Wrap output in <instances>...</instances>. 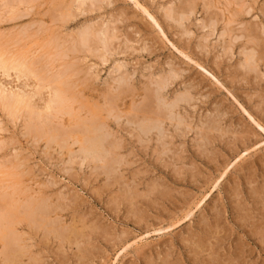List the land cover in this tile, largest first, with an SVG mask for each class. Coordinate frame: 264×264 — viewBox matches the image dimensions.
<instances>
[{
  "label": "rangeland",
  "instance_id": "obj_1",
  "mask_svg": "<svg viewBox=\"0 0 264 264\" xmlns=\"http://www.w3.org/2000/svg\"><path fill=\"white\" fill-rule=\"evenodd\" d=\"M9 1L15 2V0ZM29 1L32 3V0ZM38 1L36 4H39V8L30 5L21 9H24L26 13L29 11L28 16L25 15L26 18L24 16V20L20 18L18 23L5 21L6 23L0 24V50L8 53V56L15 54L27 58L43 56L41 62L44 65L47 63L51 65L50 62L57 63H54L57 67L52 72L56 73L61 67L59 62L61 65L63 62L60 59L62 54L56 37L60 39L61 36L62 42H66L65 46L75 50H80L79 48L85 50L88 45V47H95L91 44L97 45L96 40L100 39L103 49L100 47L99 50L105 51V64L97 56L88 55L90 53L86 55L88 59L86 63L78 64V70L82 69L77 81V90L83 102L88 106L95 104L100 107L101 104L103 105L101 109L105 108V95L110 91L114 92L116 87L117 66L121 67L120 73L130 74V81L127 82L133 83L131 85L134 87L133 94H129L130 96L128 95L125 100L118 102V112L112 113V117L113 115L119 116L121 122H115L114 118L113 120L112 117L109 118L107 112H103V116L108 118V124L113 123L112 130L110 128L109 132L106 131L111 139L109 141L113 142L115 139V142L119 138L121 144L126 143L120 150L123 151H119L118 154H111L110 150L109 154L106 152L109 156L106 161L118 159L119 163H123L120 169L113 170L115 173L110 172L111 178L117 179L118 177L119 181V184L113 187L108 186L110 181L106 179L105 174L100 176L95 173V165L101 166L102 162L91 163L92 165L86 163L82 168L75 164L71 167L67 163L69 160L67 154H59L55 148L48 150L49 152L46 151L44 141L36 143L37 140L30 135V126L27 125L29 121L24 115L14 121L0 107V123L2 124H0V129H3V131L0 130V147L4 151L0 153L1 193L7 189L6 193L11 194L13 188H19V186L23 191L32 188L37 192L42 185L54 183V186L51 184L53 188H50L48 194L52 196V204L49 206L56 205L60 200L62 205L68 207L66 212L59 215L60 217L51 216L52 220L57 219L59 227L63 228L66 225L68 226L64 227L66 229L75 223L78 229H81L78 224V219L81 217L84 222L81 219L80 222L86 228L87 225L90 226L89 228L93 225L94 228L99 226V231L108 230H106L108 234L95 230L93 233L99 232V237L98 233L96 236L87 229L85 231L88 236L91 234V240L88 237V239L73 243L72 246L61 243L52 235L48 246L32 249V253L43 258L41 264H82L80 263L82 260L77 259L78 254L82 255L81 251L87 255L85 258L87 262H83L84 264H264V234L257 235L254 229L257 225L258 233L264 230L260 228L264 227V131L254 125L245 112H249L264 125V54H260L264 53V0ZM3 2L0 0L2 6L5 4ZM63 9L70 10L73 18H70L71 20L69 19L68 23H64L62 27L60 14L64 12ZM176 12L181 17H175ZM3 13L5 15V11H1L0 15ZM150 15L155 18L160 28L150 18ZM173 16L175 21L171 18ZM54 19L56 23L53 22ZM210 23H215L214 25L217 26ZM87 29L95 30L94 34H97L98 39L96 36L86 43L87 46L85 44L83 47L79 44L80 47H78L79 45L75 43L76 46L73 47L74 41L71 40L78 38L79 34ZM105 30L106 33H104ZM17 35L20 36L17 37ZM255 36L258 37L259 42L253 39ZM17 41L19 44L16 45ZM13 47L18 50H14ZM247 54H252L255 58L260 57L259 61L254 64L253 70L246 67ZM198 65L202 66L203 70ZM0 74H2L0 75V86L2 84L1 88L6 90L7 94L14 92L15 88V92L20 89L32 91L34 80L31 79L29 82L26 78L18 80L13 72H10L9 76L4 75L3 72ZM161 78L172 83L166 90H162L164 92H161L159 88V84L163 82ZM171 78L175 80V83L171 82ZM23 83L32 86L23 89ZM184 92L191 95L188 94L190 102L181 103L180 108L175 109L176 99ZM44 93L46 98L47 91ZM149 94L150 96L152 94V97H148ZM135 96L139 98H134ZM125 101L127 102L124 104ZM144 104L145 109L148 105L151 107L152 104V109L148 106L150 108L148 111L154 112H148L147 115L150 117L146 115V119L143 113L139 114L135 123L139 121L143 124L153 119L152 121L158 125L153 137L146 135V138L143 133L141 137L140 133L134 131L133 127L136 126L128 121L132 119L133 113H130V110L134 108L133 106L142 110ZM120 105H125V108ZM141 106L142 109H140ZM75 109L77 111V106ZM168 109L170 115L166 111ZM155 112L161 115L158 116ZM80 113L78 114L79 120L87 122L88 112ZM119 113H122V117ZM163 115L176 119L175 122H180V126L178 125L180 134L182 132L184 134L182 138L174 139L168 147H164L163 142L167 140L164 144L170 143L169 140L175 133L174 127L170 126L168 121L165 119L164 122L161 121L164 118ZM116 123H120V127L116 126L119 129L115 127ZM65 127L67 128V125ZM158 131L162 133L159 143L156 141ZM78 147L81 149L79 145L72 149L76 155L77 152L81 153ZM161 150H165L164 154ZM16 162L22 165L14 168L13 164L17 165ZM70 169L72 170L69 171ZM225 171L227 173L222 177ZM216 183L218 184L214 188ZM120 184H125V187H128L126 189H134V192L141 196L132 204L123 198L122 201L117 199L119 191L122 192L125 188ZM7 187H12V189ZM2 188L5 190L3 191ZM161 191L166 193L162 198L159 197ZM155 197L158 200H154ZM204 197H207L206 200L203 199ZM190 209H192L191 214ZM188 212L189 215H187ZM60 219L62 223L59 222ZM42 236L43 232L40 238ZM198 237L203 242H201L202 250L205 249L200 257L199 249H195ZM80 242L84 244L81 246ZM37 243L35 241L31 244ZM63 258L66 261H63Z\"/></svg>",
  "mask_w": 264,
  "mask_h": 264
},
{
  "label": "bare ground",
  "instance_id": "obj_2",
  "mask_svg": "<svg viewBox=\"0 0 264 264\" xmlns=\"http://www.w3.org/2000/svg\"><path fill=\"white\" fill-rule=\"evenodd\" d=\"M4 1L3 3L4 6H0V12L1 11H5V15H9L8 17H6L4 15V13L2 15H0V24H3L6 23L7 21H12L11 23H13V21H18L20 18H23V20L28 16V12H24L23 10H21L24 6H32V7H37L39 8V4H36V1L37 0H32V3L31 1L29 0H15V2H11L9 0H2ZM28 1V3H27ZM40 1V0H39ZM38 1V2H39ZM63 1V0H62ZM69 1V0H68ZM77 1V0H76ZM83 1V0H82ZM181 1V0H180ZM184 1V0H183ZM182 1V2H183ZM216 1V0H215ZM240 1V0H238ZM30 2V3H29ZM44 2V1H43ZM75 2V1H74ZM185 2V1H184ZM187 2V1H186ZM237 2V1H236ZM55 3V2H54ZM57 3V2H56ZM68 3V2H67ZM246 3V2H245ZM244 3V4H245ZM254 3V2H253ZM34 4V5H33ZM98 4V3H97ZM101 4V3H100ZM209 4V3H208ZM55 5V4H54ZM59 5V4H58ZM184 7H185V4H183ZM230 5V4H229ZM241 5V4H240ZM98 6V5H97ZM100 6V5H99ZM98 6V7H99ZM212 6V5H211ZM235 6V5H234ZM25 7V8H26ZM57 7V6H56ZM63 7V6H62ZM71 7H72V4H71ZM80 7V6H79ZM183 7V8H184ZM227 7V6H226ZM238 7V6H237ZM241 7V6H240ZM250 7V5H249ZM30 8V7H29ZM48 8V7H47ZM45 8V9H47ZM180 8V7H179ZM192 8V6H191ZM200 8V7H199ZM207 8H208V5H207ZM243 8V7H242ZM251 8V7H250ZM95 9L96 6H95ZM144 9V8H143ZM233 9V8H232ZM231 9V11H232ZM58 10V9H57ZM80 10V9H78ZM182 9H180L181 11ZM213 10V9H212ZM224 10V9H223ZM237 10V9H236ZM246 10V9H245ZM30 11H31V8H30ZM64 11L63 13L60 14L61 16V23L63 22L62 24V27L64 26V23H68V20L70 18H73L71 12L67 10H62ZM61 11V12H62ZM100 11H102L100 9ZM174 11V10H173ZM179 11V10H177ZM183 11V10H182ZM221 11V10H220ZM36 12V11H35ZM184 12V11H183ZM188 12V11H187ZM51 13V12H50ZM49 13V14H50ZM55 13V12H54ZM212 13V12H211ZM40 14V13H39ZM57 14V13H55ZM167 14V13H166ZM181 14V13H180ZM183 14V13H182ZM186 14V13H185ZM214 14V13H213ZM221 14V13H220ZM223 14V13H222ZM263 14V13H262ZM5 18H4V16ZM27 15V16H25ZM74 15V14H73ZM149 15V14H148ZM175 17H181V15L179 16V14L176 12L175 13ZM191 15V14H190ZM193 15V14H192ZM208 15V13H207ZM25 16V18H24ZM36 16V14L34 15ZM77 16V15H76ZM172 16V14H171ZM184 16V15H183ZM182 16V18H183ZM208 16H211V15H208ZM217 16V15H216ZM230 16V15H229ZM54 17V15H53ZM75 17V16H74ZM221 17V16H220ZM56 18V17H55ZM150 18L155 22V24L157 25V27L160 28V25L157 23V21L155 20V18H153L151 15H150ZM166 18V17H165ZM168 18V17H167ZM171 18H174L171 17ZM181 18V19H182ZM239 18V17H238ZM60 19V18H59ZM229 19V18H228ZM22 20V19H21ZM55 20V19H54ZM71 20V19H70ZM124 20V19H123ZM177 20V19H176ZM6 21V22H5ZM172 21V20H171ZM174 21H175V18H174ZM186 21V20H185ZM202 21V20H201ZM206 21V20H205ZM208 21V20H207ZM8 22V23H9ZM56 23V20L53 21ZM177 22V21H176ZM212 22V21H211ZM247 22V21H246ZM15 23V22H14ZM18 23V22H17ZM26 23V22H25ZM182 23V21H181ZM85 24V23H84ZM90 24V23H89ZM93 24V23H92ZM183 24V23H182ZM211 24V23H210ZM215 24V23H214ZM214 24H211V25H214ZM217 24V23H216ZM29 25V24H28ZM66 25V24H65ZM180 25V23H179ZM1 26V25H0ZM19 26V25H18ZM82 26V25H81ZM86 26V25H85ZM183 26V25H182ZM202 26V24H201ZM214 26H217V25H214ZM213 26V28L215 29V27ZM232 26V25H231ZM249 26V25H248ZM20 27V26H19ZM30 27V26H29ZM91 27V26H90ZM209 27V26H208ZM247 27V26H246ZM250 27V26H249ZM10 28V27H9ZM8 28V29H9ZM12 28V27H11ZM58 28V27H57ZM65 28V27H64ZM109 28V27H108ZM158 28V29H159ZM3 29V28H2ZM5 29V28H4ZM98 29V28H97ZM205 29V27H204ZM229 29V28H228ZM251 29V28H250ZM25 30V29H24ZM29 30V28L27 29V31ZM99 30V29H98ZM230 30V29H229ZM235 30V29H234ZM233 30V31H234ZM258 30V29H257ZM34 31V30H33ZM61 31V30H60ZM59 31V32H60ZM84 31V30H83ZM82 31V32H83ZM188 31V30H187ZM36 32V31H35ZM50 32V30H49ZM99 32V31H97ZM119 32V31H118ZM130 32V31H129ZM232 32V31H230ZM240 32V31H239ZM261 32V31H259ZM47 33V32H46ZM57 33V32H56ZM68 33V32H67ZM75 33V32H74ZM96 33L95 30H89L87 29L86 31H84L83 33L79 34L78 38H76L75 40H71V41H74V44L72 45V43H70L73 47L75 45V43H77L78 45L79 44H82V46L84 47V45L91 39V38H96L97 34H94ZM106 33V30L105 32ZM110 33V32H109ZM115 33V32H114ZM221 33V32H220ZM252 33V32H251ZM29 34V33H28ZM34 34V33H32ZM49 34V33H48ZM122 34V33H121ZM22 35V34H21ZM78 35V34H77ZM224 35V34H223ZM252 35V34H251ZM20 36V35H19ZM17 35V37H19ZM30 36V35H29ZM33 36V35H32ZM56 36V35H55ZM58 36V35H57ZM60 36V35H59ZM71 36V35H70ZM15 37V36H14ZM232 37V36H231ZM230 37V38H231ZM244 39H245V36H243ZM262 37V36H260ZM1 38V36H0ZM8 38V36H7ZM22 38V37H21ZM46 38V37H45ZM55 38V37H54ZM103 38V37H102ZM235 38V37H233ZM247 38V37H246ZM252 38V36H251ZM9 39V38H8ZM25 39V38H23ZM57 42H58V48L59 50L61 51V54L60 55V59L62 62V65H61V62H59L60 64V69H57L58 71L56 73H52L55 68L57 67L56 64L54 63H51V65H48L49 63H47V65H44L42 62H41V59L43 56H41V58H27V57H24V56H17L16 54L14 56H8V53H6L5 51L3 50H0V72H3L4 75H7L9 76L10 72H13L14 74H16V77L18 80H21L23 78H26L29 82V80H34L33 83L34 85L32 86L31 84H28V83H25L27 84L25 86V84L22 86V88H27L29 87L30 88V85L32 86L31 89L32 91H26L25 90H19L18 92H10L9 94H7L2 88V84L0 86V107L1 109L3 108V111H6L5 113L8 114L9 117H11L14 121L15 120H19V117H22L23 115L25 116V118L29 121V123H27L28 128L29 130H31L30 132V135L31 137L35 138L37 141L36 143H41V142H45L46 143V151L48 150H53L54 148L56 150H58L59 154H67L69 157V160H68V164H70V166L72 167V165H79L81 168L87 163V164H96V162H102V165L101 166H97L95 165V169H96V174L98 175H104L106 176V179L108 178V183L109 185L108 186H115L117 184H119V181H118V177L117 179L116 178H111V171L113 170H118L120 169V167L123 165L122 162H118V159H115V160H111L109 159V161H106V158H109L108 156V152L109 150L112 151L111 154L114 153V155L121 150L123 149L124 147H122L123 144L120 143V140L119 138L114 142H110L109 141V135H108V132L111 128L112 130V124H108V118L104 117L103 116V112H107L106 114L109 115V118L112 117V113L115 112L117 113L118 112V102L121 101L122 99L125 100V98L129 95V94H133L134 92V87L131 85L133 83H129L127 81H130L129 79V75L125 72V73H120V70H121V67L117 66V69L116 71L118 72V78L116 79V87H115V90L114 92L110 91L108 92L105 97H104V100H105V108H103V110L101 109V105L100 104V107H98V105H91V106H88L87 103H84L81 96H79V91L77 90L78 89V77L79 75L81 74V69L78 70V66L80 65L79 63H82V62H85L88 60L86 58V55L88 53V55H92V56H97L100 61H102L104 64L106 62V59H105V51L102 50L103 49V45L102 42H100V39L99 41L96 40L98 43L97 45L95 44H91L95 47H88L89 45L86 44L87 48L85 50H82L83 48H79L80 50H75V49H72L71 47L68 48L65 46L66 42H62L61 40V36H60V39L57 38ZM97 39H98V36H97ZM180 39V38H179ZM237 39V37H236ZM253 39L256 40V42H259L258 40V37H254ZM252 39V40H253ZM10 40V39H9ZM40 40V39H39ZM45 40V39H44ZM102 40V39H101ZM106 40V39H105ZM254 40V41H255ZM41 41V40H40ZM206 41V40H205ZM209 41V40H208ZM232 41V40H231ZM15 42V41H13ZM18 42V41H17ZM42 42V41H41ZM40 42V43H41ZM45 42V41H44ZM68 42V41H67ZM230 42V40H229ZM29 43V42H28ZM26 43V44H28ZM50 43H53L52 41H50ZM56 43V42H55ZM91 43V42H89ZM19 44L16 43V45ZM21 44V43H20ZM107 44V42H106ZM106 44L104 45L106 47ZM110 44V43H109ZM117 44V43H116ZM119 44V43H118ZM235 44V43H234ZM9 45V44H8ZM31 45H32V42H31ZM44 45V44H43ZM248 45V44H247ZM260 45V43H259ZM10 46V45H9ZM34 46V45H32ZM51 46V44H50ZM54 46V45H53ZM57 46V45H55ZM76 46V45H75ZM85 46V47H86ZM115 46V45H114ZM36 47V46H35ZM34 47V49H35ZM48 47V46H47ZM80 47V45L78 46ZM102 47V51L99 50V48ZM110 47V46H109ZM200 47V45H199ZM4 48V47H3ZM2 48V49H3ZM22 48V47H21ZM41 48V47H40ZM114 48V47H113ZM256 48V47H255ZM259 49H261L260 47H258ZM14 49V47H13ZM16 49V48H15ZM14 49V50H15ZM77 49V48H76ZM121 49V48H120ZM119 49V50H120ZM145 49V48H144ZM202 49V48H201ZM238 49V48H237ZM257 49V48H256ZM258 49V50H259ZM7 50V49H6ZM14 50H12L14 52ZM18 50V49H16ZM33 50V48H32ZM39 50V49H38ZM48 50V49H47ZM50 50V48H49ZM48 50V51H49ZM57 50V49H56ZM107 50V49H105ZM123 50V49H122ZM139 50V49H138ZM252 50V49H251ZM43 51V50H42ZM108 51V50H107ZM110 51V50H109ZM262 51V50H261ZM17 52V51H16ZM41 52V51H40ZM122 52V51H121ZM188 52V51H187ZM50 53V51H49ZM48 53V54H49ZM127 53V52H126ZM181 53V52H180ZM226 53V52H225ZM258 53V52H257ZM33 54V53H32ZM36 54V53H35ZM39 54V53H38ZM110 54V53H109ZM260 54H264V53H260ZM11 55V53H10ZM25 55V53H24ZM37 55V54H36ZM45 55V54H44ZM87 55V56H88ZM259 55V54H258ZM29 56V54H28ZM59 56V55H58ZM80 56L82 58H80ZM113 56V55H112ZM51 57V55L49 56ZM111 57V55H110ZM262 57V56H261ZM264 57V55H263ZM45 58H47L45 56ZM97 58V59H98ZM254 55L252 54H247L246 55V58H245V63H246V67L249 69V70H253L254 68V64L257 63L259 61L258 58L260 57H256L254 59ZM49 60V58H47ZM46 59V60H47ZM54 59V58H53ZM52 59V60H53ZM59 59V58H58ZM68 59V60H67ZM87 59V60H86ZM263 59V58H262ZM261 59V60H262ZM43 60V59H42ZM264 60V59H263ZM54 61V60H53ZM45 62V61H44ZM263 62V61H262ZM264 63V62H263ZM262 63V64H263ZM46 64V63H45ZM79 64V65H78ZM89 64V63H88ZM87 64V65H88ZM120 64V63H119ZM118 64V65H119ZM123 64V63H122ZM259 64V63H258ZM199 66V65H198ZM244 66V65H243ZM242 66V67H243ZM85 67V66H83ZM245 67V66H244ZM112 68H115V67H112ZM199 68H203L202 66H199ZM130 70V69H129ZM173 71V69H171ZM203 70V69H202ZM248 70V72H249ZM258 70V69H257ZM256 70V71H257ZM85 71V70H84ZM255 71V72H256ZM87 72V71H86ZM145 72V71H144ZM89 73V72H88ZM170 73V72H169ZM2 75V74H0ZM136 75V74H135ZM249 75V74H248ZM14 76V75H13ZM117 76V75H116ZM159 77V76H158ZM243 77V76H242ZM259 77V76H258ZM177 78V77H176ZM84 79V78H83ZM160 79V78H159ZM233 79V78H232ZM243 79V78H242ZM246 79V77H245ZM14 80V79H13ZM80 80V79H79ZM154 80V79H152ZM16 81V80H15ZM133 81V80H132ZM161 81H163L160 85V90L161 92H164L162 90H166L168 88V86L172 83L167 82L166 79L162 80L161 78ZM197 81V80H196ZM81 82V81H80ZM171 82H174L175 83V80H172L171 78ZM31 83V82H30ZM84 83V82H83ZM82 83V84H83ZM136 83V82H135ZM10 84V83H9ZM12 84V83H11ZM139 85V84H138ZM10 86V85H9ZM81 86V85H80ZM12 87V86H11ZM124 87V88H123ZM144 87V86H143ZM137 88V87H136ZM6 89V88H4ZM139 90V89H137ZM262 90V89H261ZM44 91H47V94L48 96L45 98L44 96ZM83 90H81L82 92ZM106 91V90H105ZM147 91V90H146ZM176 91V90H175ZM135 92H137L135 90ZM150 92V91H149ZM151 93V92H150ZM153 93V91H152ZM159 93V92H157ZM262 93V92H261ZM148 94V92H147ZM163 94V93H162ZM173 94V93H172ZM189 93H186L184 92V94L180 95L177 99H176V107L175 109H178L180 108L179 105L181 103L183 104H188L190 102V98H189ZM195 94V93H194ZM146 95V94H145ZM165 95V93H164ZM130 96V95H129ZM137 96V95H136ZM134 97V98H137V97ZM191 96V95H190ZM253 96V95H252ZM81 100H80V98ZM148 97H152V94L150 96V94L148 95ZM165 97V96H164ZM193 97V96H192ZM131 98V97H130ZM139 98V97H138ZM137 98V99H138ZM264 98V97H263ZM261 99V98H260ZM91 100V99H90ZM130 100V99H129ZM175 100V99H174ZM263 100V99H261ZM134 102V100H132ZM148 101V100H147ZM150 103H151V100H149ZM127 101L124 102V104L126 103ZM161 102V101H160ZM97 103V102H96ZM168 103V102H167ZM166 103V104H167ZM261 103V102H260ZM263 103V102H262ZM104 104V103H103ZM138 104V103H137ZM149 104V102H148ZM174 104V103H173ZM90 105V104H89ZM131 105V104H130ZM193 105V104H192ZM263 105V104H262ZM77 106V111L75 109V107ZM120 106H123V105H120ZM119 106V107H120ZM125 106V105H124ZM123 106V107H124ZM144 108L141 106L140 109L142 110H139V108H135V106H133L134 108H132L130 110V113H133L132 114V119L129 120V123L131 125H134L136 127H133L134 128V131L136 133H140L139 135L141 136L143 133L144 136L146 137V135L148 136H151L153 137V135L155 134L154 131L157 130L158 128V125L155 124V121H152L153 119L149 120V122H144V120H141L142 122H144L143 124L140 123L139 121L137 123H135L139 117V114H142L144 115V118L146 117L147 113L148 112H151V111H148L150 110V108L152 107V104H151V107L149 108L147 106V108L145 109V104L143 105ZM160 106V105H159ZM181 106V105H180ZM174 107V106H173ZM125 108V107H124ZM156 108V107H155ZM120 109V108H119ZM135 109V110H134ZM152 109V108H151ZM128 110V111H129ZM154 110V109H153ZM156 110V109H155ZM83 111H86L88 112L87 114L89 115V118H87V122L86 121H81L79 120V117H78V114L80 112H83ZM161 111V110H160ZM159 111V112H160ZM167 113L169 114V109L166 110ZM172 111V110H171ZM121 112V111H120ZM124 112V111H123ZM154 111H152L153 113ZM158 112V111H157ZM157 112H155L157 114ZM162 112V111H161ZM248 115H249V118L252 120L253 124L256 125L257 127H259L260 129H262L264 131V125H262L261 123H259L249 112L245 111ZM2 113V112H1ZM85 113V112H84ZM83 113V114H84ZM125 113V112H124ZM163 113V112H162ZM217 113V112H216ZM81 114V113H80ZM120 116L122 115V113H119ZM119 114H116V115H119ZM159 114V113H158ZM157 114V115H158ZM179 114V113H178ZM214 114V113H213ZM263 114V113H262ZM161 115V113H160ZM158 115V116H160ZM170 115V114H169ZM198 115V114H197ZM86 116V114L84 115ZM149 116V115H147ZM164 118L163 121L164 122V119L165 121H168L170 126L174 127V135L171 136L170 138V143H165L167 140V138L169 137H164L162 141L163 142V145L164 147H168V145L172 144V141L178 137L182 138V134H180V130H179V127L178 125L180 126V122H178L177 125H175L177 122H175L176 119H173L167 115H163ZM176 116V115H175ZM122 117V116H121ZM128 117V116H127ZM143 117V116H142ZM150 117V116H149ZM178 117V115H177ZM113 118L115 119L114 121L115 122H121L120 121V117L119 116H114L112 117V120ZM129 118V117H128ZM147 118V117H146ZM145 118V119H146ZM216 118V117H215ZM123 119V118H122ZM127 120V119H126ZM148 120V119H147ZM189 120V119H188ZM183 122V121H182ZM18 123V122H17ZM192 123V122H191ZM200 123V122H199ZM207 123V122H206ZM1 124V123H0ZM30 124V125H29ZM120 124V123H119ZM118 123H116L115 127L118 125L120 127ZM182 124V123H181ZM211 124V123H210ZM2 125V124H1ZM65 125H67V128L65 127ZM127 125V124H126ZM125 126V125H124ZM169 126V127H170ZM183 126V125H182ZM25 127V126H24ZM114 127V126H113ZM119 127H116L119 129ZM196 127V126H195ZM214 127V126H213ZM123 128V127H122ZM162 128V127H161ZM182 128V127H181ZM208 128V127H207ZM27 127H26V130H28ZM109 129V130H108ZM129 130V128H127ZM188 129V128H187ZM1 130V129H0ZM28 130V131H29ZM108 130V132H106ZM204 130V129H203ZM3 131V129L1 130ZM0 131V132H1ZM117 131V130H116ZM161 131V130H160ZM187 131V130H186ZM195 131V130H194ZM199 131V130H198ZM206 131V130H205ZM229 131V130H228ZM123 132V131H122ZM125 132V130H124ZM159 132V131H158ZM185 132V131H184ZM214 132V131H213ZM113 133V132H112ZM111 133V134H112ZM133 133V132H132ZM205 133V132H204ZM227 132H225V135H226ZM120 134V133H119ZM173 134V133H172ZM200 134V133H199ZM216 134V133H215ZM124 135V134H123ZM138 135V136H139ZM184 135V134H183ZM186 135V134H185ZM208 135V134H207ZM228 135V134H227ZM226 135V136H227ZM118 136V135H117ZM116 136V137H117ZM131 136H133V134H131ZM130 136V138H131ZM139 136V137H140ZM164 136V135H163ZM24 137V136H23ZM115 137V136H114ZM120 137V136H119ZM143 137V135L141 136ZM161 137H162V133H158L157 134V142L159 143L160 140H161ZM212 137V136H211ZM215 137V136H214ZM228 137V136H227ZM112 138V136H111ZM126 138V137H125ZM147 138V137H146ZM179 138V139H180ZM223 138V137H222ZM25 139V138H24ZM121 139V138H120ZM138 141L139 138H137ZM141 139V138H140ZM29 140V139H28ZM111 140V139H110ZM119 140V141H118ZM134 140V139H133ZM152 140V139H151ZM228 140V138H227ZM194 141V140H193ZM207 141V140H206ZM212 141V140H211ZM5 142H7L5 140ZM4 142V144H5ZM141 142V141H140ZM192 142V141H191ZM216 142V140H215ZM132 143V142H131ZM130 143V144H131ZM142 143V142H141ZM205 143V142H204ZM231 143V142H230ZM229 143V144H230ZM241 143V142H240ZM14 144V143H12ZM30 144V143H29ZM126 144V143H125ZM124 144V145H125ZM133 144V143H132ZM138 144V143H137ZM144 144V143H143ZM161 144V143H160ZM179 144V143H178ZM243 144V143H242ZM7 145V144H6ZM10 145V144H9ZM76 145H79L81 146V149L80 147H78L81 151L80 152H77L78 154L80 153V155H76L75 153L72 152V149L74 146ZM123 145V146H124ZM40 146V145H39ZM143 146V145H142ZM36 147V146H35ZM144 147V146H143ZM142 147V148H143ZM150 147V146H149ZM164 147L162 146V148L164 149ZM172 147V146H170ZM186 147V146H185ZM200 147V146H199ZM206 147V146H205ZM5 148V147H4ZM13 148V147H12ZM39 148V147H38ZM144 148H147L144 147ZM144 148H143V151H144ZM209 148V147H208ZM235 148V147H234ZM170 149V148H169ZM179 149V148H178ZM201 149V147H200ZM0 150H2L0 153L4 152L3 149L0 147ZM5 150V149H4ZM45 150V149H44ZM43 150V151H44ZM55 150V151H56ZM149 150V148H148ZM160 150V149H159ZM158 150V151H159ZM123 151V150H122ZM120 151V152H122ZM132 151V150H131ZM155 151V150H154ZM162 151V150H161ZM165 151V150H164ZM162 151V153L164 152ZM174 151V150H172ZM239 151V150H238ZM49 152V151H48ZM51 152V151H50ZM54 152V151H53ZM106 152L108 154H106ZM169 152V151H168ZM181 152V151H180ZM20 153V152H19ZM146 153V152H145ZM175 153V152H174ZM5 154V153H4ZM135 154V153H134ZM164 154V153H163ZM15 155V154H13ZM46 155V154H45ZM113 155V156H114ZM120 155V154H119ZM132 155V154H131ZM209 155V154H208ZM211 155V154H210ZM213 155V153H212ZM232 155V154H231ZM62 156V155H61ZM65 156V155H64ZM121 156V155H120ZM11 157V156H9ZM15 157V156H14ZM23 157V156H22ZM131 157V156H130ZM182 157V156H181ZM180 157V158H181ZM213 157V156H211ZM125 158V157H124ZM128 158V157H127ZM138 158V157H137ZM12 159V158H11ZM64 159V158H63ZM66 159V158H65ZM131 160V159H130ZM9 161V160H8ZM16 161V160H15ZM14 161V162H15ZM22 161V160H21ZM63 161V160H62ZM211 161V160H210ZM18 162V161H17ZM17 165L13 164V167L14 168H18L20 167L22 164L21 163H17ZM3 163V162H2ZM12 163V162H11ZM235 163V162H234ZM47 164V163H46ZM91 164V165H92ZM127 164V162H126ZM6 165V164H5ZM29 165V164H28ZM130 165V164H128ZM4 165L2 164V167ZM18 166V167H17ZM94 166V165H93ZM132 166V165H131ZM70 167V168H71ZM125 167V166H124ZM230 167V166H229ZM185 169V168H184ZM62 170V169H61ZM72 169H70L69 171H71ZM217 170V169H216ZM227 170V169H226ZM68 171V173H69ZM228 171V170H227ZM227 171H225L221 176H225ZM25 172V171H24ZM99 172V173H98ZM114 172V171H113ZM184 172V171H183ZM9 173V172H8ZM67 173V171H66ZM94 173V172H93ZM94 173V174H95ZM115 173V172H114ZM97 175V176H98ZM119 175V174H118ZM17 176V175H15ZM23 176V175H22ZM178 177V175H176ZM180 176V175H179ZM14 177V176H13ZM116 177V176H114ZM147 177V176H146ZM73 178V177H72ZM23 179V178H22ZM120 179V178H119ZM127 179V178H126ZM179 179V178H178ZM121 180V179H120ZM133 180V179H132ZM217 181V180H216ZM1 182V181H0ZM215 182V181H214ZM107 183V184H108ZM3 184V183H2ZM36 184V183H35ZM48 184V183H47ZM44 184L42 185V187L37 191L35 192V190H33L32 188L31 189H26L25 191L21 190V187L19 186V188H13V191H11V194L9 193H6V190L5 188H2L4 192L1 193L0 191V262H2V264H41V261H43L39 255H36V253H32V249L34 248H40V247H46L50 244V240H51V236H55L56 239H58L61 243H65V244H70V246L73 245V243L75 242H79V241H83L85 239H90V235L88 236L87 234V229H89L90 231H92V233L96 230V231H99V226H97L98 228H94L93 225H91V227L93 228H89L88 225H87V228L82 224L83 219H81V217H79L78 219V224H80L79 226L81 227V229H78V225L75 224L73 221V226H70L69 228H64L66 225H64L63 228L59 227V224L57 223V219H53L51 218V216H56V217H60L59 215H61V213H64L66 212L65 210H67V206L65 205H62L60 203V200H59V203H57L56 205H51L49 206V204H52V201H51V198L52 196L51 195H48L49 192H50V188H53L52 186H54V183H51V184ZM56 184V183H55ZM121 184H122V181H121ZM120 184V185H121ZM218 183H216L214 185V188L217 186ZM19 185V184H18ZM16 185V186H18ZM51 187H50V186ZM105 185V184H104ZM119 185V186H120ZM162 185V184H161ZM14 186V185H13ZM121 186H124L125 187V184L124 185H121ZM128 186V185H127ZM131 186V185H130ZM205 186H207L205 184ZM209 186V185H208ZM264 186V185H263ZM29 187V186H28ZM35 187V186H34ZM152 187V186H151ZM159 187V186H158ZM9 189H12V187H7ZM27 188V187H26ZM105 188V187H103ZM128 187H125L124 188V191H119V195L117 196V199H124L126 200L127 202H129L130 204H132L135 200H138L139 196H141L140 194L137 195L136 192H134V189H126ZM131 188V187H130ZM146 188V187H145ZM206 188V187H205ZM108 189V188H107ZM126 189V190H125ZM147 189V188H146ZM138 190V189H137ZM151 190V189H150ZM31 192V193H30ZM61 192V191H60ZM121 192V194H120ZM151 192V191H150ZM169 192V191H168ZM33 193V194H32ZM161 196L159 197H164L165 194L161 191L159 192ZM250 193V192H249ZM52 194V193H51ZM239 194V193H238ZM157 195H159L157 193ZM208 195V194H207ZM260 195V194H259ZM54 196V194H53ZM59 196V195H58ZM146 196V195H145ZM209 196V195H208ZM242 196V195H241ZM253 196V195H252ZM263 196V195H262ZM62 197V196H61ZM144 197V196H143ZM258 197V196H257ZM261 197V196H260ZM264 197V196H263ZM55 198V196H54ZM63 198V197H62ZM160 198V199H161ZM202 198V197H201ZM207 197H204L203 199L206 200ZM61 199V198H60ZM166 199V197H165ZM169 199V198H168ZM262 199V198H261ZM64 200V199H63ZM74 200V199H73ZM154 200H158V198L155 197ZM260 200V199H259ZM65 201V200H64ZM122 201V200H121ZM150 201V200H149ZM167 201V200H166ZM203 201V200H202ZM258 201V200H257ZM62 202V201H61ZM151 202V201H150ZM201 202V201H200ZM199 202V203H200ZM259 202V201H258ZM126 203V202H125ZM136 203V202H135ZM138 203V202H137ZM140 203V202H139ZM195 203V202H194ZM245 204V203H244ZM138 205V204H137ZM135 205V207L137 206ZM142 205V204H141ZM258 205V204H257ZM140 206V205H138ZM191 206V205H189ZM187 206V207H189ZM249 206V205H248ZM148 207V206H147ZM152 207V206H151ZM138 208V207H137ZM249 208V207H248ZM245 209V208H244ZM257 209V208H256ZM247 210V209H246ZM191 211L192 209H190V214H191ZM132 212V211H131ZM146 212V211H145ZM241 212V211H240ZM259 212V211H258ZM132 213H136L135 211H133ZM144 213V212H143ZM193 213V212H192ZM252 213V211H251ZM189 215V212L188 214ZM186 215V216H187ZM217 215V214H216ZM139 216H142V215H139ZM152 216V215H151ZM133 217V216H132ZM248 217V216H247ZM98 218V217H97ZM96 218V219H97ZM262 218H263V215H262ZM63 219V218H62ZM62 219H60L59 222L62 223ZM80 219L82 222H80ZM177 219V218H176ZM250 219V218H249ZM55 220V221H54ZM86 220V219H85ZM137 220V219H136ZM135 220V221H136ZM140 220V219H139ZM178 220V219H177ZM238 220V219H237ZM57 221V222H56ZM64 221V220H63ZM138 221V220H137ZM65 222V221H64ZM144 222V221H143ZM245 223V222H244ZM262 223V222H261ZM58 224V225H57ZM72 224V223H71ZM212 225V224H211ZM247 225V224H246ZM249 225V224H248ZM262 225V224H261ZM96 226V224H95ZM68 227V226H66ZM102 227V226H101ZM260 227V226H258ZM212 228V227H211ZM260 228H263L264 227H260ZM99 229V230H98ZM207 229V228H205ZM254 229L256 230V233L257 235L258 234H264V230L263 231H260L258 233L257 231V225H256V228L254 226ZM253 229V231H254ZM103 230V228L101 229ZM105 231L107 229H104ZM103 231H99L101 233H104V234H108V230L106 232ZM212 230V229H211ZM262 230V229H260ZM41 232H43V236L42 238H40L41 236ZM99 232H95L94 235L97 236L96 233H98V235L100 234ZM251 233V232H250ZM248 235V234H247ZM256 235V234H255ZM95 236V237H96ZM104 236V235H103ZM102 236V237H103ZM94 237V236H93ZM100 237V235H99ZM98 237V238H99ZM104 237H107V236H104ZM97 239V238H96ZM194 239V238H193ZM91 240V239H90ZM187 240V239H186ZM195 240V239H194ZM204 240V239H203ZM37 241L38 243L33 245L31 243ZM89 241V240H88ZM94 241V240H93ZM104 241V240H103ZM119 241V240H118ZM111 242V240H110ZM120 242V241H119ZM123 242V241H122ZM192 242V241H190ZM196 243H193V244H196L195 245V249H199V257H200V254L201 253H204V250H202L203 246L201 245V242L202 240L198 237V239L196 240ZM249 242V241H248ZM189 243V242H188ZM203 243V242H202ZM210 243V242H209ZM259 243V242H258ZM81 244V242H80ZM84 244V243H82ZM81 244V246H82ZM108 244V243H107ZM217 244V243H216ZM86 245V244H85ZM109 245V244H108ZM77 246V244H76ZM193 246V245H192ZM261 246V245H260ZM85 247V246H84ZM92 249H93V246H91ZM70 248V247H69ZM77 248V247H76ZM99 248V247H98ZM205 248V247H204ZM90 250H92L91 248H89ZM94 249H97V248H94ZM69 250V249H68ZM78 250V248H77ZM98 250V249H97ZM75 251V250H74ZM263 251V249H262ZM42 252V251H41ZM77 253H79V251H76ZM82 252V255L80 256V254H78V258H77V255H76V258L77 259H80L82 260L80 263L84 264L83 262H87V260L85 261V258L87 257L86 254ZM92 252V251H91ZM90 252V253H91ZM96 252V251H95ZM195 252V251H194ZM38 253V252H37ZM43 253V252H42ZM59 253V252H58ZM73 253V252H72ZM85 253H89V252H85ZM244 253V251H243ZM40 254V253H38ZM62 254V253H61ZM74 254V253H73ZM59 255V254H58ZM75 255V254H74ZM91 255V254H90ZM102 255V254H101ZM171 255V254H170ZM208 255V254H207ZM239 255V254H238ZM42 256V255H41ZM105 256V255H104ZM241 256V255H240ZM96 257V256H95ZM239 258V257H238ZM90 259V257H89ZM170 259V258H169ZM199 259V258H198ZM240 259V258H239ZM45 260V259H44ZM150 260V259H149ZM211 260V259H209ZM232 260V258H231ZM242 260V259H241ZM63 261H66L64 260L63 258ZM160 261V260H159ZM169 261V260H168ZM167 261V262H168ZM197 261V260H196ZM200 261V260H199ZM237 261V260H236ZM79 262V261H78ZM217 263V262H216ZM59 264V263H58ZM63 264V263H62ZM68 264V263H67ZM149 264V263H148ZM163 264V263H162ZM169 264V263H167ZM174 264V263H172Z\"/></svg>",
  "mask_w": 264,
  "mask_h": 264
}]
</instances>
